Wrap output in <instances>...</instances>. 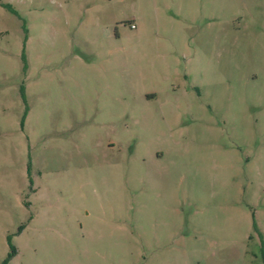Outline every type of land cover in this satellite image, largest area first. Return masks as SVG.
I'll use <instances>...</instances> for the list:
<instances>
[{
  "label": "rangeland",
  "instance_id": "obj_1",
  "mask_svg": "<svg viewBox=\"0 0 264 264\" xmlns=\"http://www.w3.org/2000/svg\"><path fill=\"white\" fill-rule=\"evenodd\" d=\"M3 261L264 264V0H0Z\"/></svg>",
  "mask_w": 264,
  "mask_h": 264
},
{
  "label": "trees",
  "instance_id": "obj_2",
  "mask_svg": "<svg viewBox=\"0 0 264 264\" xmlns=\"http://www.w3.org/2000/svg\"><path fill=\"white\" fill-rule=\"evenodd\" d=\"M4 5L9 8V5L7 3H5ZM3 264H5V261H3Z\"/></svg>",
  "mask_w": 264,
  "mask_h": 264
},
{
  "label": "built area",
  "instance_id": "obj_3",
  "mask_svg": "<svg viewBox=\"0 0 264 264\" xmlns=\"http://www.w3.org/2000/svg\"><path fill=\"white\" fill-rule=\"evenodd\" d=\"M130 25H131V26H133V24H132V23H130Z\"/></svg>",
  "mask_w": 264,
  "mask_h": 264
}]
</instances>
